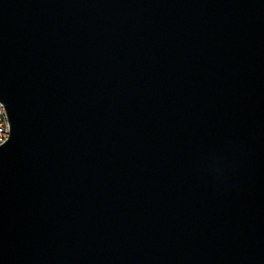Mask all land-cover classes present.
Instances as JSON below:
<instances>
[{
    "label": "water",
    "instance_id": "1",
    "mask_svg": "<svg viewBox=\"0 0 264 264\" xmlns=\"http://www.w3.org/2000/svg\"><path fill=\"white\" fill-rule=\"evenodd\" d=\"M0 264H264V0H0Z\"/></svg>",
    "mask_w": 264,
    "mask_h": 264
},
{
    "label": "built area",
    "instance_id": "2",
    "mask_svg": "<svg viewBox=\"0 0 264 264\" xmlns=\"http://www.w3.org/2000/svg\"><path fill=\"white\" fill-rule=\"evenodd\" d=\"M7 129H9V123L5 120V108L0 102V146L2 145V140L7 138Z\"/></svg>",
    "mask_w": 264,
    "mask_h": 264
},
{
    "label": "bare ground",
    "instance_id": "3",
    "mask_svg": "<svg viewBox=\"0 0 264 264\" xmlns=\"http://www.w3.org/2000/svg\"><path fill=\"white\" fill-rule=\"evenodd\" d=\"M5 120H7V123H9L6 111H5ZM9 136H10V126L9 129H7V138L2 140V145L8 140Z\"/></svg>",
    "mask_w": 264,
    "mask_h": 264
},
{
    "label": "rangeland",
    "instance_id": "4",
    "mask_svg": "<svg viewBox=\"0 0 264 264\" xmlns=\"http://www.w3.org/2000/svg\"><path fill=\"white\" fill-rule=\"evenodd\" d=\"M1 102V101H0ZM4 106V105H3Z\"/></svg>",
    "mask_w": 264,
    "mask_h": 264
}]
</instances>
